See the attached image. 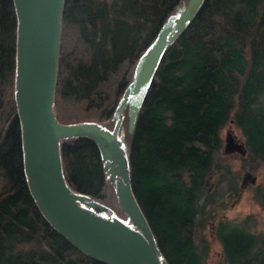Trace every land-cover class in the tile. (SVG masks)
Listing matches in <instances>:
<instances>
[{
    "label": "trees",
    "instance_id": "obj_1",
    "mask_svg": "<svg viewBox=\"0 0 264 264\" xmlns=\"http://www.w3.org/2000/svg\"><path fill=\"white\" fill-rule=\"evenodd\" d=\"M182 1L65 0L58 120H110L138 60ZM17 34L15 1L0 0V264H110L72 243L32 195L15 94ZM232 121L248 149L242 168L256 172L264 166V0H205L166 50L132 134L125 113L132 188L169 264H208L205 229L240 191L241 171L224 155L221 135ZM62 160L74 190L105 196L94 138L63 141ZM246 223L216 222L225 264H264V232Z\"/></svg>",
    "mask_w": 264,
    "mask_h": 264
},
{
    "label": "water",
    "instance_id": "obj_2",
    "mask_svg": "<svg viewBox=\"0 0 264 264\" xmlns=\"http://www.w3.org/2000/svg\"><path fill=\"white\" fill-rule=\"evenodd\" d=\"M14 1L18 16L15 94L25 172L39 208L72 243L98 259L110 264H169L132 188L129 147L122 125L127 110L128 132L135 131L166 50L186 30L205 0H183L166 20L136 64L133 81L111 119L115 122L112 131L108 123H63L56 116L65 0ZM78 136H90L99 144L107 180L115 185L119 204L132 223L118 216H103L101 211L107 207L102 202L74 190L67 182L62 143ZM247 151L245 141L229 131L224 152L246 155ZM118 164L121 168L115 171Z\"/></svg>",
    "mask_w": 264,
    "mask_h": 264
},
{
    "label": "rangeland",
    "instance_id": "obj_3",
    "mask_svg": "<svg viewBox=\"0 0 264 264\" xmlns=\"http://www.w3.org/2000/svg\"><path fill=\"white\" fill-rule=\"evenodd\" d=\"M102 123H108L106 126L110 130H113L115 126V123L112 122L111 119ZM229 131H233L239 139L245 141V136L241 129L238 128L234 122H229L225 125L221 132L224 141L223 152L226 144V136ZM128 138L129 136L127 134L125 140L126 144L128 142ZM225 154L226 153L224 152V155ZM243 156L245 155L232 153L230 161L233 170L241 171V177L239 179V193L225 197L224 207H220L217 210L216 221L208 223L205 229V233L210 241V253L207 260L208 264H225L223 245L215 232L216 222L220 219L229 220L235 223H243L246 220V224H249L252 230L264 232V198L258 195L260 191L259 187L264 189V166L260 167L256 172H252L247 168H242ZM219 176L220 172H217L208 179L211 188L215 187L217 181L219 180ZM245 178L247 179L246 183H244ZM253 178H255V181H252ZM111 189V194L108 198L101 199V202L108 208L106 211H102L101 214L103 216H118L123 220H127L129 223H132L116 198L115 185H111Z\"/></svg>",
    "mask_w": 264,
    "mask_h": 264
},
{
    "label": "flooded vegetation",
    "instance_id": "obj_4",
    "mask_svg": "<svg viewBox=\"0 0 264 264\" xmlns=\"http://www.w3.org/2000/svg\"><path fill=\"white\" fill-rule=\"evenodd\" d=\"M136 67V66H135ZM135 70V69H134ZM127 111V110H126ZM126 111H125V113H126ZM125 113H124V117H125ZM112 119V118H111ZM115 123V122H114ZM123 123H124V120H123ZM122 127L124 128V125H122ZM114 129V128H113ZM125 129V128H124ZM112 131V130H111ZM129 133V132H128ZM128 133H126V131H125V140H126V136H127V134ZM125 143H126V141H125ZM127 146H128V143L126 144ZM129 147V146H128ZM103 158V157H102ZM104 161V160H103ZM105 163V162H104ZM104 168H105V164H104ZM121 168V166L118 164V165H116V167L114 168V170L115 171H117L118 169H120ZM112 168H111V166H110V168H109V170H111ZM105 171H106V169H105ZM108 176L110 177L111 176V173H110V171L108 172ZM106 180H107V173H106ZM111 185H114L113 183H112V181L110 180V181H108L107 180V189H106V194H105V196L103 197V198H100V199H96V198H94V197H92V198H94V199H96V200H99L100 202H101V199H106V198H108V196L111 194ZM115 195H116V198H117V200H118V196H117V194H116V189H115ZM119 202V201H118ZM108 208H106L105 210H102V211H106ZM102 211H101V213H102ZM125 212V211H124ZM126 213V212H125ZM126 215H127V213H126ZM110 217H112V216H110ZM128 217V216H127ZM129 219V218H128ZM125 221H127V220H125Z\"/></svg>",
    "mask_w": 264,
    "mask_h": 264
},
{
    "label": "crops",
    "instance_id": "obj_5",
    "mask_svg": "<svg viewBox=\"0 0 264 264\" xmlns=\"http://www.w3.org/2000/svg\"><path fill=\"white\" fill-rule=\"evenodd\" d=\"M106 217H110V215H107Z\"/></svg>",
    "mask_w": 264,
    "mask_h": 264
}]
</instances>
